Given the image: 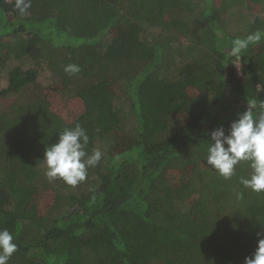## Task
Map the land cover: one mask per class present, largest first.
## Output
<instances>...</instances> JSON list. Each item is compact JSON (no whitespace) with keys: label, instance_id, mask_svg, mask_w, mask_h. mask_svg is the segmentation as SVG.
Returning a JSON list of instances; mask_svg holds the SVG:
<instances>
[{"label":"trees","instance_id":"1","mask_svg":"<svg viewBox=\"0 0 264 264\" xmlns=\"http://www.w3.org/2000/svg\"><path fill=\"white\" fill-rule=\"evenodd\" d=\"M257 31L264 0H31L27 15L0 0V229L17 245L8 264H244L264 238V192L240 183L248 162L225 179L205 161L211 131L227 134L249 101H264V38L229 55ZM25 57L34 64L14 65ZM40 64L71 117L43 87L28 92ZM77 123L101 161L75 187L49 181L45 149ZM189 167L198 175L183 183ZM48 191L50 210L32 214Z\"/></svg>","mask_w":264,"mask_h":264},{"label":"clouds","instance_id":"2","mask_svg":"<svg viewBox=\"0 0 264 264\" xmlns=\"http://www.w3.org/2000/svg\"><path fill=\"white\" fill-rule=\"evenodd\" d=\"M15 8L21 15H27L31 0H15ZM262 38V33L257 31L246 38L233 40L229 55L240 60L249 45L258 43ZM63 70L75 75L81 68L77 64H68ZM210 141L205 161L208 166L223 178L230 179L238 164L248 162L251 174L247 178L241 177L240 183L253 192H264V101L259 105L249 101L247 109L231 122L227 134L222 126L218 127L211 131ZM88 142L86 130L79 123L59 132L58 141L44 152L45 175L49 181L62 179L73 187L85 181L88 169L97 166L102 158L99 149H93L90 154L85 150ZM237 195L239 197L240 194ZM13 240V234L8 229H0V264H8L17 251ZM244 264H264V238L258 240L255 252L245 258Z\"/></svg>","mask_w":264,"mask_h":264},{"label":"rangeland","instance_id":"3","mask_svg":"<svg viewBox=\"0 0 264 264\" xmlns=\"http://www.w3.org/2000/svg\"><path fill=\"white\" fill-rule=\"evenodd\" d=\"M16 62L17 64H21L24 68L34 64V62L28 57L21 58L15 61L14 65H16ZM236 66H238V63H236ZM38 67H39V72H38L36 84L31 86L28 92L29 93L37 92V90L43 87L44 93L51 99L54 108H56L58 111H61L62 113L65 114L68 113V115L70 114L69 117H71V115L73 114L72 113L73 102L72 101L65 102L61 100V97L58 94L60 83L55 84L54 82L55 80H53L52 74L50 73V71H48L45 64H40V66L38 65ZM4 84L5 81L1 80L0 87L3 86ZM185 171L183 172L181 171L177 173V177L181 178L183 183L188 182L192 177L195 179L199 172V171L197 172L195 171L196 173L192 174L190 167ZM52 199H53L52 191L39 193L37 195V199H36L37 201L32 207L31 210L32 214L37 212L46 214L51 208Z\"/></svg>","mask_w":264,"mask_h":264}]
</instances>
